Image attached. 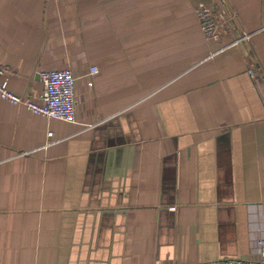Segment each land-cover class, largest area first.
<instances>
[{
	"label": "crops",
	"instance_id": "0c3cea01",
	"mask_svg": "<svg viewBox=\"0 0 264 264\" xmlns=\"http://www.w3.org/2000/svg\"><path fill=\"white\" fill-rule=\"evenodd\" d=\"M0 64L76 82L73 122L0 98V264L259 258L264 0H0Z\"/></svg>",
	"mask_w": 264,
	"mask_h": 264
},
{
	"label": "built area",
	"instance_id": "2783aa9c",
	"mask_svg": "<svg viewBox=\"0 0 264 264\" xmlns=\"http://www.w3.org/2000/svg\"><path fill=\"white\" fill-rule=\"evenodd\" d=\"M201 29L208 40H216L221 36L224 26L229 18L222 12H215L213 8L205 3L198 4L196 8ZM235 17V14H233ZM248 38V35L236 38L232 45ZM91 75L99 73L97 66L90 69ZM253 75L254 70L249 69ZM43 83V91L40 101H35L27 96H21L9 88V77L7 69L0 64V98L13 104H23L32 113L46 117H57L66 121L76 120V93L75 75L70 68L50 69L40 72ZM52 133H50V136ZM259 258L256 260L243 257H226L215 260H206L189 263H168V264H264V238L258 240Z\"/></svg>",
	"mask_w": 264,
	"mask_h": 264
}]
</instances>
